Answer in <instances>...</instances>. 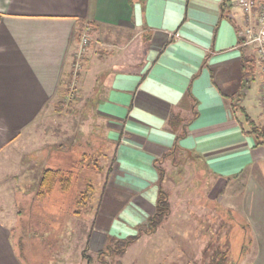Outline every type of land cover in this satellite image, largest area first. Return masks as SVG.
<instances>
[{"label":"crops","instance_id":"crops-1","mask_svg":"<svg viewBox=\"0 0 264 264\" xmlns=\"http://www.w3.org/2000/svg\"><path fill=\"white\" fill-rule=\"evenodd\" d=\"M225 1L0 0V166L18 150L22 135L31 140L38 134L40 117L62 118L50 104L70 75L77 30L80 34L85 23L93 29L77 90L107 132L113 161L95 192L94 225L84 239L89 252L108 240L135 236L155 213L161 188L169 195L170 215L154 234H142L133 244L145 241V256L171 259L166 246L175 250L173 240L186 238L177 225L191 218L188 208L171 205L174 195L186 194L171 189L177 164L207 187L210 198L200 201L201 213L210 201L238 213L251 241L244 264H264V146L245 133L231 105L237 99L264 127L261 75L253 48L242 45L245 15ZM65 130L62 125L53 132ZM47 147L25 148L23 158L9 163L8 180L31 184L51 168L38 166L54 159ZM4 180L0 177V264H26L18 252L15 200L31 207L33 185L8 189ZM165 224L177 233L160 234ZM31 229L28 223L30 244Z\"/></svg>","mask_w":264,"mask_h":264},{"label":"rangeland","instance_id":"rangeland-1","mask_svg":"<svg viewBox=\"0 0 264 264\" xmlns=\"http://www.w3.org/2000/svg\"><path fill=\"white\" fill-rule=\"evenodd\" d=\"M92 30L91 27L88 48L93 40ZM74 62L75 58H72L70 75L63 87L68 89V92L63 96L58 95L57 100L49 107L55 112H61L62 118L40 117L37 122L39 123L38 134L33 133L35 136L31 140H25L24 137L27 135H22L18 150L11 155H6L4 157L5 164L0 166V177L5 179L1 185L7 183L8 189H15V186L18 188L25 181L22 182L18 178L17 186L15 182L8 180L9 163L12 164L14 158L17 161L23 158L25 148L31 144L38 147L50 145V148L47 147V149L54 159L50 162L47 161L48 164L42 163L38 166L49 165L52 169L71 171L72 173L71 186L67 192H61L58 187H55L51 194L35 198L41 176V174H37L35 180L31 182L33 185V188L31 187L33 190L31 207L25 205V199L23 201L15 200L20 222L17 246L22 262H26V264H244L243 255L250 246H248V235L245 233L244 224L240 221L238 213L224 208L220 202L216 203L215 201H210L212 203L206 207L205 212L201 213L200 201L210 198L205 196L207 195L205 191L208 192L207 187L203 181L192 176L188 177L186 175L188 169L184 168L185 171L182 172L179 169L183 167L177 164L174 166L175 172L171 171V189L176 191L184 189L186 194L182 195L183 197H178L179 194L174 195L171 205L175 210L184 211V208H188L186 212L191 218L186 222L181 219L177 225L182 228L183 237L186 238L177 237L173 240L176 244L175 250L172 246H166L167 249L171 248V259L160 261V256H145L143 249V245L145 249L147 247L145 241L131 245L122 255L111 252L109 255L102 254L97 257L96 253L104 248L94 253L88 251L84 239L94 225L95 215L93 213L98 200V195L96 196L95 192L96 189L99 190L109 166L112 165L113 145L106 142L107 132L105 133L103 126L101 127L100 123L92 118L93 108H90L89 103H84L83 94L77 90L81 67L75 72V75ZM57 102H61L62 105L59 110H56ZM78 109L80 110L77 115H74V111ZM58 123L61 124L59 127L63 125L66 130L63 135L58 134L57 136L53 131L59 128L56 125ZM72 126H74L73 135L72 129L69 130ZM44 129L46 130L44 131ZM262 129L264 130V127ZM58 141L61 144L57 148L60 149L55 146ZM179 157L177 155L176 158H173L176 163L180 161ZM60 159L64 160L63 164H58ZM166 169L168 168L166 167ZM87 184L92 185L93 192L86 205L80 207L77 205L78 195ZM164 191L167 193L166 190ZM213 192H211V196H213ZM196 206L197 208L194 209ZM78 210L80 214H78ZM28 223H31L33 228V230L31 229L32 244L27 240ZM163 233L174 235L177 232L176 230L172 231L165 224L163 230L160 231V234ZM41 238L42 240H40ZM106 245L114 247L115 242L108 240ZM89 260L90 262H88Z\"/></svg>","mask_w":264,"mask_h":264},{"label":"trees","instance_id":"trees-1","mask_svg":"<svg viewBox=\"0 0 264 264\" xmlns=\"http://www.w3.org/2000/svg\"><path fill=\"white\" fill-rule=\"evenodd\" d=\"M226 2H228V0L224 2V5ZM80 27H81V23L79 24L78 28ZM76 38L77 40L79 38V29L76 32ZM67 92H68V89L60 90L59 95L63 96ZM60 105H61V102L56 103V110H59ZM231 105H232L233 113L237 117L239 116L241 117L242 129L246 128L245 133L253 136L257 145L264 146V130L262 129V127L256 124L246 114L245 110L239 106V102L237 99L236 101L232 102ZM182 135L183 133L179 134L178 136L181 137ZM159 175H160V180H161L162 173L160 172ZM71 182H72L71 171L64 172L60 169H52V168L45 169L41 173L39 183L37 185V190L35 193V198H41L44 195L51 194L55 190V187H58V189L61 192H67L71 186ZM92 192H93L92 185L91 184L85 185L84 189L79 192V195H78L79 197L77 199V205H79L80 207H84L86 203L89 201L90 195ZM77 212L78 214H80L79 210ZM170 212H171V208H170L168 194L163 189L160 188L158 191V196L156 200L155 213L148 218L146 226L144 228L139 229L135 236L129 237L125 240L114 241L115 242L114 247H112L111 245H106V247H104V250L96 253V256L98 257V255L100 256L102 254L109 255L111 252H115L118 255L124 254L127 248L131 244L136 242L142 234H146V235L154 234L156 230L158 229V227L162 224V222L169 217ZM250 243L251 241L250 239H248V246ZM88 262H90V260Z\"/></svg>","mask_w":264,"mask_h":264},{"label":"built area","instance_id":"built-area-1","mask_svg":"<svg viewBox=\"0 0 264 264\" xmlns=\"http://www.w3.org/2000/svg\"><path fill=\"white\" fill-rule=\"evenodd\" d=\"M229 6L245 15L246 25L240 37L242 45L252 47L261 75L260 102L264 114V0H228ZM91 27L85 23L80 31L76 51L73 53L74 73L81 67L82 55L90 44ZM76 75V73H75Z\"/></svg>","mask_w":264,"mask_h":264}]
</instances>
